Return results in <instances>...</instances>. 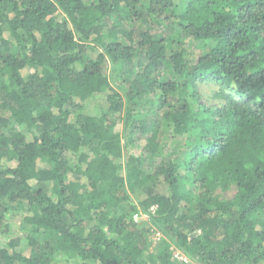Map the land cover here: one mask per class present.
<instances>
[{
    "label": "trees",
    "instance_id": "trees-1",
    "mask_svg": "<svg viewBox=\"0 0 264 264\" xmlns=\"http://www.w3.org/2000/svg\"><path fill=\"white\" fill-rule=\"evenodd\" d=\"M0 232V264H264V0H0Z\"/></svg>",
    "mask_w": 264,
    "mask_h": 264
},
{
    "label": "rangeland",
    "instance_id": "rangeland-1",
    "mask_svg": "<svg viewBox=\"0 0 264 264\" xmlns=\"http://www.w3.org/2000/svg\"><path fill=\"white\" fill-rule=\"evenodd\" d=\"M197 87L199 91L201 92V101L204 102L205 104H219L222 100L220 98H216L214 95V91L217 89V85L213 81L209 80H204L201 81L197 84ZM98 110V104L96 101L89 100L85 103L84 111L86 113L90 114H96ZM121 124L119 123L117 128L120 129ZM144 143V139L141 141H138L137 145L132 149L134 153H138ZM200 191L199 188L195 189V192L198 193ZM235 193V186H229L225 189H220L216 188L211 195L217 196L219 198H231ZM141 197V194L138 190H136L134 193H132V198L134 200H138ZM148 219H142L141 222H146ZM11 226L9 228L8 234L13 237L17 235H22L23 231L19 225V217L17 216H12L10 218ZM6 233H1L0 232V243H4L6 241L7 235ZM164 235L162 231L159 228H152L148 235V247L152 249L154 246H156L160 241L163 239ZM174 254L177 256H185L180 250H175ZM178 259V258H177ZM199 260L194 259V258H187L186 257V263L187 264H192L194 262H197Z\"/></svg>",
    "mask_w": 264,
    "mask_h": 264
},
{
    "label": "built area",
    "instance_id": "built-area-1",
    "mask_svg": "<svg viewBox=\"0 0 264 264\" xmlns=\"http://www.w3.org/2000/svg\"><path fill=\"white\" fill-rule=\"evenodd\" d=\"M132 218H133V220H134L135 222H139V221H141L142 219H148V214H147V213H143V212H137V213H134V214H133ZM175 257L178 258V259H180V260H183V261L186 262V256H177V255L175 254ZM192 264H203V263L197 261V262H194V263H192Z\"/></svg>",
    "mask_w": 264,
    "mask_h": 264
}]
</instances>
